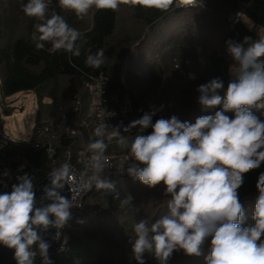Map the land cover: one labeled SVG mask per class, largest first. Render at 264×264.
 I'll return each mask as SVG.
<instances>
[{"label":"clouds","instance_id":"obj_1","mask_svg":"<svg viewBox=\"0 0 264 264\" xmlns=\"http://www.w3.org/2000/svg\"><path fill=\"white\" fill-rule=\"evenodd\" d=\"M52 3L27 0L21 5L26 16L39 21L31 35L35 48L43 50L50 43L52 52L63 50L79 56L77 41H87L64 16L55 10L49 15ZM122 4L164 13L173 7L204 6L203 0H58L62 10L74 12L78 19L91 9L117 11ZM226 45L233 63L224 95L220 94L225 89L220 77L196 88L202 110H219L197 117L194 123L176 115L153 122L163 105L153 106L127 126H109L102 121L94 130L96 139L87 146L90 156L83 175L89 190L94 186L114 192L121 207L132 203L133 197L126 194L121 199L115 192L116 182L104 175L108 164L105 153L115 142L127 150L124 160L134 161L126 168L127 174L149 188L162 184L164 195L170 197L166 214L151 223L140 219L134 224L135 239L130 243L136 264H146V256L168 264L173 253L181 250L187 256H201L209 238L206 264H264V172L256 183L258 196L249 226H243L244 205L238 193L244 175L264 163V111H260L264 110V37L228 40ZM104 56L103 49L95 54L89 50L85 63L98 69ZM189 78L195 77L189 74ZM229 112L234 115L230 117ZM149 128L151 132L146 134ZM133 129L134 136L126 135ZM16 180L10 192L0 193V245L14 249L16 264H35L37 256L41 264H52L51 244L41 233L56 229L53 239H58L72 218L71 209L78 206L62 194L66 185L70 192L79 186L72 180L71 166L62 163L48 173L40 206L33 178L24 173Z\"/></svg>","mask_w":264,"mask_h":264},{"label":"trees","instance_id":"obj_2","mask_svg":"<svg viewBox=\"0 0 264 264\" xmlns=\"http://www.w3.org/2000/svg\"><path fill=\"white\" fill-rule=\"evenodd\" d=\"M55 11L59 12L58 0H54ZM204 6L190 10H180L173 7L169 12H159L154 9H145L140 6L132 7L121 5L119 10H96L92 12L90 26L81 30L82 40L87 43L80 45V55L74 56L63 50L52 52L51 44L46 43L43 50H37L35 43L31 40L34 32V25L39 21L35 18H27L26 26L22 30V22L18 17H9L4 26L0 27V96L11 97L17 93H33L37 104L36 123L59 109L64 99L72 97L78 90L85 76H95L100 72L108 74L112 78V86L118 88V77L112 67L103 63L100 68L88 67L85 63L89 50L95 54L103 49L104 53L110 48L111 53L123 54L131 62L136 58L137 64L148 71H151V78H160L163 86L154 85L167 89L172 87L175 75L172 67L174 62L181 63L183 56L169 61L162 67L154 61L155 55H148L146 51L151 41L174 42L183 36L185 20L191 18V13L199 8L206 12H216L224 21L229 16L240 15L245 18L252 27L264 30V0H203ZM125 13L124 18L129 19L131 24L124 23L118 29L119 13ZM21 26V27H19ZM169 26V29L164 30ZM20 33L17 34V29ZM16 29V30H15ZM23 32V33H22ZM244 37L258 39L254 30L245 26L239 19L234 23L226 25L222 44L226 41H243ZM174 47H163L161 50V61L169 58ZM180 48V47H179ZM131 51V52H130ZM167 51V52H166ZM169 51V52H168ZM160 53V52H159ZM152 56V57H151ZM206 68L208 70L207 81L220 77L223 79L225 89L221 90L223 96L227 88L230 76L229 67L231 59L225 58L216 52L207 56ZM68 79L67 86L64 80ZM206 81V82H207ZM132 100L142 111H150L147 100L143 97L135 81L126 80ZM205 83V82H204ZM157 84V83H156ZM188 91L191 94V101L188 100L187 120L194 123L201 115L213 114L215 110H202L197 103L198 93L196 87L189 83ZM152 88V87H148ZM180 90H178L179 92ZM181 93V91H180ZM44 100L49 103L45 104ZM264 111V110H263ZM10 110L2 109L0 114L9 115ZM230 117L234 114L226 113ZM260 115V111L256 113ZM161 116L156 114L153 122ZM264 119V116H261ZM3 120L0 115V129ZM151 128L146 130V134ZM134 162V161H133ZM143 167V165H139ZM0 171L7 174L4 183L12 185L16 183V177L28 173L35 185L44 180L51 171L49 161L44 150L35 149L32 140L11 141L6 138L2 142L0 137ZM264 172V163L258 169L251 170L244 175V184L238 190L240 202L244 205L243 226L253 223L251 217L254 211L258 191L256 183L260 173ZM120 198L126 194L133 197V201L126 207H121L120 202L114 199L112 192L102 200V212L92 221L88 222L81 233H72L64 244V249L59 255L53 251L52 264H136L132 256V245L130 240L135 239L133 226L140 219H146L150 223L167 213V201L170 197L164 195V186L158 185L149 188L134 180L131 176L125 177L116 188ZM210 239L205 242L201 256H187L183 251L174 252L168 264H206V257L210 253ZM11 264H16L14 261ZM35 264H41L40 257H36ZM146 264H158L151 256H146Z\"/></svg>","mask_w":264,"mask_h":264},{"label":"built area","instance_id":"obj_3","mask_svg":"<svg viewBox=\"0 0 264 264\" xmlns=\"http://www.w3.org/2000/svg\"><path fill=\"white\" fill-rule=\"evenodd\" d=\"M176 8V7H175ZM198 7H181L180 10H190ZM236 15L234 23L239 19ZM128 58L124 59L121 72L118 77L119 86H112V78L100 72L95 76H85L78 90L72 97L64 99L59 109L35 123L32 131V145L35 149L44 150L51 170L62 163H68L72 169V180L76 184L74 190L68 192L74 206L71 209L72 218L61 230L58 238L59 245L55 252L62 253L64 244L72 233H81L88 222L94 220L102 212V200L112 191L97 190L94 186L89 190L87 176L83 175L86 161L90 153L88 144L96 139L94 130L102 121L109 126H127L135 119H139L146 111L137 107L129 93L125 70ZM136 134V129L126 133L129 137ZM2 142L6 136L0 131ZM105 155L108 164L104 175L116 182V188L120 182L128 176L126 168L133 163L124 160L127 150L120 149L115 142L109 144ZM125 171L121 172L120 169ZM0 171V181L5 182L7 176ZM115 188V190H116Z\"/></svg>","mask_w":264,"mask_h":264},{"label":"rangeland","instance_id":"obj_4","mask_svg":"<svg viewBox=\"0 0 264 264\" xmlns=\"http://www.w3.org/2000/svg\"><path fill=\"white\" fill-rule=\"evenodd\" d=\"M26 2L27 0H0V27L2 28L7 22V19L13 16L14 18L18 17L19 21L22 22L23 30L26 26L27 16L22 12L21 5ZM54 2L53 0L50 6L49 15L52 10H55L53 6ZM93 10L94 9H91L89 14L83 19H78L74 12L65 11L61 8L58 14L64 16L66 22L71 27L81 31L90 26ZM124 14L125 13L122 12L119 13L117 31H119L125 22L128 23L127 26L131 24L129 19L124 18ZM190 15L191 18L184 19V24H186L185 30L187 31L183 36L177 38L174 42H164L163 44L153 40L146 50L149 56L152 55V50L154 51L153 55L157 53V55L154 56V61L160 67L164 64H168L171 58L173 61L179 56H183V61L181 63L174 62L176 66L172 68L170 64L167 66L168 69H172V73L175 75V78L171 80L174 81L172 87L167 89L163 88V90L159 87H155L154 85L163 86L160 83V78L153 80L151 78V71L137 64L135 57L131 62H128L125 70L126 80L131 82L133 79V81L137 83V87L147 100V106L150 109L153 106L159 108L163 105V110L157 112L159 116L169 118L172 115H176L181 121H188V100L191 101L192 99V93L188 91L189 83H192V85L197 88L200 84L206 83L207 81L209 75L206 68L207 56L212 52H216L225 58L231 59L226 50L227 45L222 44V39L224 37L226 25L232 23L236 18L235 16H229L227 20L224 21L216 12H206L202 10V8H199V11H193ZM239 20L248 28L254 30L258 39L264 37V30L252 27L251 24L241 16H239ZM16 29L17 34L20 33V29H18V27H16ZM167 29H169V26L164 28V30ZM167 46L168 48H174L169 58L161 61V56L163 55V52L161 54V50L163 47L167 48ZM116 55L111 53V49L109 48L107 52H105L104 62L112 67ZM189 74H192L195 78L190 79ZM68 83V79L64 80L65 86H67ZM178 90H180L181 93L180 91L178 92ZM44 103L47 104L49 101L44 100ZM3 108L10 110V112L7 116L0 114L3 120L0 131L11 141H29L32 137V131L36 123L38 112L34 94L21 92L7 98H2L0 96V112Z\"/></svg>","mask_w":264,"mask_h":264},{"label":"water","instance_id":"obj_5","mask_svg":"<svg viewBox=\"0 0 264 264\" xmlns=\"http://www.w3.org/2000/svg\"><path fill=\"white\" fill-rule=\"evenodd\" d=\"M125 58L126 57H124L123 54H117L114 57L112 69L116 75L120 74ZM47 183H48V176L36 185L35 192H36L37 206H40V204H39L40 198L43 195L41 189H42L43 185H45ZM4 184L5 183H0V193L10 192L11 191V185L7 184V187H5ZM62 194L67 196L68 198H70V194L68 192L67 186H65V189H64ZM45 203H47V201H45ZM55 233H56V229H50L49 232H47V233H41L42 236L44 237V239L48 240L51 244V247L49 248L50 259L53 256V251H55L59 245V240L53 239V236H55ZM14 261H15L14 249H9L7 247H4L3 245H0V264H11Z\"/></svg>","mask_w":264,"mask_h":264}]
</instances>
